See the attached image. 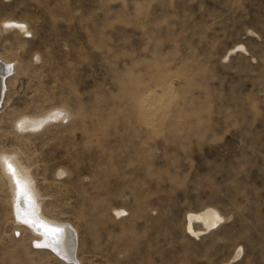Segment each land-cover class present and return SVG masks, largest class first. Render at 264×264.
<instances>
[{
    "label": "rangeland",
    "instance_id": "374dc122",
    "mask_svg": "<svg viewBox=\"0 0 264 264\" xmlns=\"http://www.w3.org/2000/svg\"><path fill=\"white\" fill-rule=\"evenodd\" d=\"M0 57V264H69L18 221L5 155L81 264H264V0H0Z\"/></svg>",
    "mask_w": 264,
    "mask_h": 264
},
{
    "label": "bare ground",
    "instance_id": "6f19581e",
    "mask_svg": "<svg viewBox=\"0 0 264 264\" xmlns=\"http://www.w3.org/2000/svg\"><path fill=\"white\" fill-rule=\"evenodd\" d=\"M0 62H2L0 63L1 114L2 103L7 89L6 77L10 74L13 68H9L8 66L13 65L3 61L1 57ZM64 115H66L65 111L55 110L40 117H26L20 124V128H40L48 121L55 120ZM2 161L6 174L9 176L8 179H10L9 182H11V188H13L12 191L14 193L13 197L15 200V208L18 221L23 222V219L25 217L32 218L34 215L36 217L43 218V221H46L47 224L51 226L50 228H46L43 231H41V229L36 226L25 223L31 229V232L37 235L35 241H37V243H51L52 247L45 248L51 250L65 262L69 264H81V260L78 255L79 236L76 227L74 228V226L70 222L53 219L42 212V210L40 209L41 201L39 202L40 194L36 187L35 179L30 170L18 160L16 155H5L2 158ZM9 163H11L12 167L16 170L15 176H13L11 170L8 167ZM17 180H19L20 182L19 188L24 189L26 192L30 193V197H22L21 195H19ZM32 198H34V204ZM188 219V228L190 232L198 235L199 231H196L192 225L194 221L200 220L205 224L206 228H212L221 221L222 216L215 209L209 208L201 212L189 214ZM44 231L48 232L49 234L44 235Z\"/></svg>",
    "mask_w": 264,
    "mask_h": 264
},
{
    "label": "snow or ice",
    "instance_id": "6c2138e0",
    "mask_svg": "<svg viewBox=\"0 0 264 264\" xmlns=\"http://www.w3.org/2000/svg\"><path fill=\"white\" fill-rule=\"evenodd\" d=\"M9 26H11V25H6V27H9ZM15 27L23 28L24 26L15 25ZM0 63H2V62H0ZM8 67L11 68L12 66H8ZM8 167L11 170L13 176H15L16 175V170L12 167L11 163L8 164ZM19 183H20L19 180H17L19 195H21L22 197H30V193L26 192L24 189L19 188ZM32 200H33V204H34V198H32ZM23 222L26 223V224H30V225L36 226V227L40 228L41 231H43L46 228H50L51 227V226H49L47 224L46 221H43V218L36 217L35 215L32 218L25 217L23 219ZM43 234L44 235H48L49 233L44 231ZM35 246L38 247V248H40V247H52V244L49 243V242H45V243H37Z\"/></svg>",
    "mask_w": 264,
    "mask_h": 264
}]
</instances>
